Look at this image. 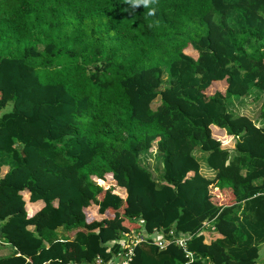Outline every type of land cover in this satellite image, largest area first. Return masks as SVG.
Instances as JSON below:
<instances>
[{"label": "trees", "instance_id": "16d2710c", "mask_svg": "<svg viewBox=\"0 0 264 264\" xmlns=\"http://www.w3.org/2000/svg\"><path fill=\"white\" fill-rule=\"evenodd\" d=\"M151 6L0 0V264L108 262L131 231L166 242L138 244L132 264L258 259L264 0ZM252 93L258 124L229 108ZM146 151L161 158L159 180L140 163ZM170 231L190 236L186 250Z\"/></svg>", "mask_w": 264, "mask_h": 264}, {"label": "rangeland", "instance_id": "374dc122", "mask_svg": "<svg viewBox=\"0 0 264 264\" xmlns=\"http://www.w3.org/2000/svg\"><path fill=\"white\" fill-rule=\"evenodd\" d=\"M186 52H188L192 56H196V54L190 49L187 48ZM262 103V97H259V94L252 93L249 96H246L240 100H232L229 108L230 111L234 114H244L253 119L257 124L259 123V114H260V106ZM157 103L154 102L152 106L154 107ZM12 109V101H9L2 109L1 113L9 112ZM212 135L221 142V145L224 148L232 149L234 144V139L231 138H223L224 136H228L225 134V132L217 127H211ZM228 141V142H227ZM227 142V143H226ZM196 156L200 160L201 163V173L208 176L213 177V172L210 171L203 162V155L199 151H195ZM140 163L148 168L154 178L156 180H159L162 177L163 173V166L161 163L160 156L155 153V151L152 152H142L140 154ZM110 179H108L109 181ZM108 183V182H107ZM222 194L224 192H221ZM218 191L214 193V198L218 197ZM66 231L64 229L59 228L56 231V234L58 236L65 235ZM264 244L261 246L260 255L256 262L254 264H264ZM8 253V249L6 247H0V256L5 255Z\"/></svg>", "mask_w": 264, "mask_h": 264}, {"label": "built area", "instance_id": "2783aa9c", "mask_svg": "<svg viewBox=\"0 0 264 264\" xmlns=\"http://www.w3.org/2000/svg\"><path fill=\"white\" fill-rule=\"evenodd\" d=\"M207 225H210V223L207 222L204 224V226ZM169 234L172 236V240L176 245L186 250V244L187 241L190 239V236L175 234L173 231H170ZM123 237V240L121 239L120 241V249L114 253L113 258L108 262H105L98 257L96 264H132L133 257L135 254L134 249L138 244L145 242H153L156 243L160 248H163L166 245L165 239L162 236H148L140 231H131L130 233H123Z\"/></svg>", "mask_w": 264, "mask_h": 264}, {"label": "clouds", "instance_id": "9594fccd", "mask_svg": "<svg viewBox=\"0 0 264 264\" xmlns=\"http://www.w3.org/2000/svg\"><path fill=\"white\" fill-rule=\"evenodd\" d=\"M126 2L133 8L143 6L144 8L149 9L147 13L149 16H153L156 14L157 9L154 6H151L154 4V0H126Z\"/></svg>", "mask_w": 264, "mask_h": 264}, {"label": "crops", "instance_id": "0c3cea01", "mask_svg": "<svg viewBox=\"0 0 264 264\" xmlns=\"http://www.w3.org/2000/svg\"><path fill=\"white\" fill-rule=\"evenodd\" d=\"M62 229V228H61ZM74 231H66L65 235H69L70 237L73 235ZM61 236V235H60ZM123 236L121 237V239L123 240Z\"/></svg>", "mask_w": 264, "mask_h": 264}]
</instances>
